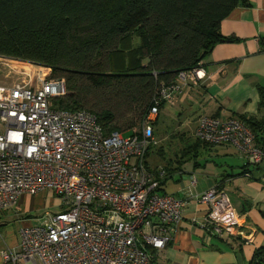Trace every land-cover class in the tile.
I'll return each instance as SVG.
<instances>
[{
    "label": "built area",
    "instance_id": "2783aa9c",
    "mask_svg": "<svg viewBox=\"0 0 264 264\" xmlns=\"http://www.w3.org/2000/svg\"><path fill=\"white\" fill-rule=\"evenodd\" d=\"M0 60L31 66L21 69V82L0 84V212L21 194L44 190L62 205L59 212H45L40 225L20 228L19 250L4 253L6 264H149L147 248L166 245L183 206L158 193L160 180L147 167L148 150L156 145L153 122L159 105L173 104L188 80L205 78L202 66L179 71L174 82L161 86L140 132L123 136L107 132L87 109L57 107L54 101L67 87L50 66ZM193 135L207 144L230 143L249 164L264 165V146L239 119L200 117ZM196 199L207 206L201 224L206 232L244 237L242 217L224 189L215 185Z\"/></svg>",
    "mask_w": 264,
    "mask_h": 264
},
{
    "label": "trees",
    "instance_id": "16d2710c",
    "mask_svg": "<svg viewBox=\"0 0 264 264\" xmlns=\"http://www.w3.org/2000/svg\"><path fill=\"white\" fill-rule=\"evenodd\" d=\"M239 5L248 1L0 0V56L50 66L67 87L57 107L87 109L107 132H119L127 115L128 128L141 123L153 95L179 71L230 41L219 24ZM249 264H264V246Z\"/></svg>",
    "mask_w": 264,
    "mask_h": 264
},
{
    "label": "crops",
    "instance_id": "0c3cea01",
    "mask_svg": "<svg viewBox=\"0 0 264 264\" xmlns=\"http://www.w3.org/2000/svg\"><path fill=\"white\" fill-rule=\"evenodd\" d=\"M247 1L221 20L219 32L230 41L215 44L202 59L205 78L197 84L188 80L153 122L155 133L163 116L170 124L168 139H177L180 147L173 150L169 163L151 166L146 159L147 167L160 180L158 193L181 200L183 206L181 221L168 232L166 245L155 252L147 248L152 255L149 264H249L254 251L264 246V165L249 164L245 153L230 143L193 146V132L203 116L249 122L259 144L264 141V0ZM164 153L163 147L156 152L158 157ZM190 159V168L183 169ZM215 185L224 189L242 217L243 238L219 236L201 227L206 204L196 198ZM61 210L59 198L44 190L21 194L14 206L0 212V264H6L5 252L19 250L21 227L40 225L42 214Z\"/></svg>",
    "mask_w": 264,
    "mask_h": 264
},
{
    "label": "rangeland",
    "instance_id": "374dc122",
    "mask_svg": "<svg viewBox=\"0 0 264 264\" xmlns=\"http://www.w3.org/2000/svg\"><path fill=\"white\" fill-rule=\"evenodd\" d=\"M21 69H25L29 71V69H31V66L0 60V84H14V83L21 82L24 78H26L25 75L21 74ZM130 120H134V118L132 117V115H127L124 121L119 123V127L121 130H118V131L122 132L127 129H130L131 131L140 132L141 123H135V125L132 126L131 128L127 127L128 122ZM156 130H157V133H156ZM156 130L154 133L156 145H153L149 148L147 158H146L148 163L151 166L157 165L158 163H165V162L169 163L171 160H173V156L171 154L173 153V150L175 148L178 149L180 147V143L176 142L177 139H174V138L168 139V136L171 131L170 124L163 116L159 117L157 125H156ZM130 133H131L130 131L122 132L123 136H127ZM189 135L190 134H187V136ZM186 144L187 143H183L182 145L185 146ZM160 147H163L165 149V153L163 157H158V155L156 154V152L158 151ZM172 163L177 165L176 162H172ZM191 163H192V159L186 160L182 164L181 167L183 169L184 168L188 169L190 168Z\"/></svg>",
    "mask_w": 264,
    "mask_h": 264
},
{
    "label": "bare ground",
    "instance_id": "6f19581e",
    "mask_svg": "<svg viewBox=\"0 0 264 264\" xmlns=\"http://www.w3.org/2000/svg\"><path fill=\"white\" fill-rule=\"evenodd\" d=\"M30 70V69H29Z\"/></svg>",
    "mask_w": 264,
    "mask_h": 264
}]
</instances>
